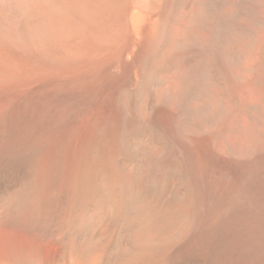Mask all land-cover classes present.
<instances>
[{
	"label": "bare ground",
	"instance_id": "obj_1",
	"mask_svg": "<svg viewBox=\"0 0 264 264\" xmlns=\"http://www.w3.org/2000/svg\"><path fill=\"white\" fill-rule=\"evenodd\" d=\"M0 264H264V0H0Z\"/></svg>",
	"mask_w": 264,
	"mask_h": 264
}]
</instances>
